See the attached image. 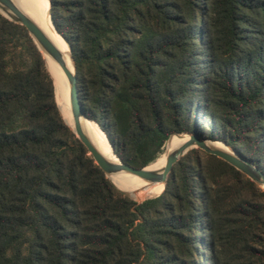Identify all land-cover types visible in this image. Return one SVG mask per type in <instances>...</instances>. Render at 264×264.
I'll return each instance as SVG.
<instances>
[{
  "label": "trees",
  "instance_id": "1",
  "mask_svg": "<svg viewBox=\"0 0 264 264\" xmlns=\"http://www.w3.org/2000/svg\"><path fill=\"white\" fill-rule=\"evenodd\" d=\"M85 116L141 169L173 134L264 174V0H49ZM19 47L24 68H11ZM264 264V191L192 149L141 203L93 161L26 29L0 14V264Z\"/></svg>",
  "mask_w": 264,
  "mask_h": 264
},
{
  "label": "water",
  "instance_id": "2",
  "mask_svg": "<svg viewBox=\"0 0 264 264\" xmlns=\"http://www.w3.org/2000/svg\"><path fill=\"white\" fill-rule=\"evenodd\" d=\"M21 2L23 1L0 0V14L3 15L9 21L21 25L26 29L32 41L34 42L37 49L41 53L46 67H48L47 58L50 59L53 63L63 67L62 54L54 45V43L50 40V38L44 33V31L38 26V24L35 23V21L24 12V10H22V8L20 7ZM26 2H32V1L28 0ZM72 61L74 64V72L72 74L68 73L67 75L70 84V92L72 96V113L76 118L84 117L85 119H88L83 113L79 102L78 91H77L76 67L73 58ZM49 72L50 75L52 76V72H53L52 69ZM71 130L79 139V141L85 146L88 154L92 157L93 161L103 171L106 178L112 183V185L120 193H122L123 195L129 198H133V197L127 192L122 191L117 187L116 180H120L118 178H120L122 174L129 173L149 183H164L166 185L168 181V177L173 169V166L192 149H200L205 153L214 155L224 160L225 162L229 163L237 170L242 172L244 175H246L249 179L255 182L264 191V174L253 163L248 161L245 157L238 154L234 150L227 152V151L211 148L208 145V141L210 140L201 139L198 135L195 134H187L189 136V141L179 145H175V147L171 149L169 153H167V163L164 169L150 170L148 169L149 165L141 169L131 167L125 164L119 157H118L119 163L113 162L111 159L104 156L96 148V146H94L90 138H88V136L85 134V132L83 131V129L79 124H76V128L75 129L71 128ZM173 135H180V134H173ZM172 136L169 138L168 142L172 139ZM224 145L228 147L226 144ZM112 150L114 152L113 147Z\"/></svg>",
  "mask_w": 264,
  "mask_h": 264
},
{
  "label": "bare ground",
  "instance_id": "3",
  "mask_svg": "<svg viewBox=\"0 0 264 264\" xmlns=\"http://www.w3.org/2000/svg\"><path fill=\"white\" fill-rule=\"evenodd\" d=\"M23 2L20 3V7L24 12L30 16L35 23L44 31V33L50 38V40L54 43L57 49L62 54L63 58V67L58 64L53 63L50 59L47 58V65L46 67L49 76L52 79L54 94L63 116L65 122L70 126L72 129L76 128V124H79L85 134L90 138L91 142L96 146V148L106 157L111 159L115 163H119L118 157L114 154L111 144L109 143L106 135L102 132L99 126L90 119H85L84 117L76 118L72 113V96L70 92V84L68 80V73H73V61L72 58L68 55V52L64 45L57 41V37H60L58 34L52 19L49 15V22L43 16L40 8V3L37 5L32 2H26L28 0H22ZM46 2V0H43ZM50 4V3H49ZM50 13V8H49ZM50 23V24H49ZM52 69V76L50 72ZM189 141V136H172V139L169 143H167V147L165 150L164 155L157 161V165L155 167H148L150 170H162L165 168L167 163V153L171 151L175 147V145H179ZM208 145L211 148L227 151L222 147L219 142L215 141H208ZM109 148L111 150H109ZM228 152V151H227ZM120 180H116L117 187L122 191L127 192L130 194L134 199H141L144 197H155L159 195L165 187L164 183H149L143 181L142 179L126 173L122 174Z\"/></svg>",
  "mask_w": 264,
  "mask_h": 264
},
{
  "label": "rangeland",
  "instance_id": "4",
  "mask_svg": "<svg viewBox=\"0 0 264 264\" xmlns=\"http://www.w3.org/2000/svg\"><path fill=\"white\" fill-rule=\"evenodd\" d=\"M32 1H34V4L35 5H37V3H40V8H41V12H42V14H43V16L48 20V22H49V15H50V13H49V8H50V4H49V0H46V2H44L43 0H32ZM51 17V16H50ZM50 24V23H49ZM57 41L59 42V43H61L62 45H64L65 46V48H66V50H67V52H68V55L70 56V58H73V57H71V51H70V48H69V46H68V44L66 43V41L60 36V37H57ZM12 55H11V59H10V62H9V64H10V66H11V68H18V69H22V68H24V63H25V60H24V58H22L21 57V50H20V48L19 47H14L13 49H12ZM74 60V59H73ZM73 71H74V67H73ZM57 102V101H56ZM70 128V127H69ZM70 130H71V128H70ZM72 131V130H71ZM75 135V134H74ZM76 136V135H75ZM174 136V135H173ZM178 136H187V134L185 133V134H183V135H178ZM77 138V137H76ZM207 140H210V139H207ZM210 141H212V140H210ZM170 142V141H169ZM168 142V143H169ZM215 142H219L221 145H222V147H224V149L225 150H227V151H231V150H233V149H231L230 147H226L222 142H220V141H215ZM167 145L168 144H166V147H167ZM166 147H165V150H166ZM109 150H111L110 148H109ZM165 150H164V153H165ZM235 151V150H234ZM164 153L163 154H161L153 163H151L150 165H149V167H155L156 165H157V161L164 155ZM164 189H165V187H164ZM164 189L162 190V192L164 191ZM260 189H262V188H260ZM263 190V189H262ZM161 192V193H162ZM160 193V194H161ZM159 194V195H160ZM150 198H153V197H144V198H141V199H133V198H130V199H132V200H134V201H136L137 203H141V202H143L144 200H147V199H150ZM198 253H199V256H200V258L201 259H203L202 257H203V255H204V258H205V260H206V264L208 263V261H207V259H208V257H207V254H206V252L202 249V248H198Z\"/></svg>",
  "mask_w": 264,
  "mask_h": 264
}]
</instances>
